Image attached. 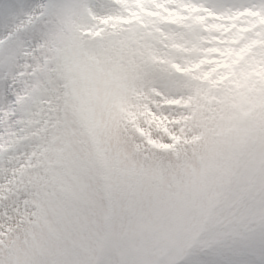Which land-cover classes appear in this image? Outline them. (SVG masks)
Returning a JSON list of instances; mask_svg holds the SVG:
<instances>
[{"label":"clouds","instance_id":"9594fccd","mask_svg":"<svg viewBox=\"0 0 264 264\" xmlns=\"http://www.w3.org/2000/svg\"><path fill=\"white\" fill-rule=\"evenodd\" d=\"M205 3L0 26V264H264L262 16Z\"/></svg>","mask_w":264,"mask_h":264},{"label":"snow or ice","instance_id":"6c2138e0","mask_svg":"<svg viewBox=\"0 0 264 264\" xmlns=\"http://www.w3.org/2000/svg\"><path fill=\"white\" fill-rule=\"evenodd\" d=\"M113 0H95L97 11L100 18L111 15L109 5ZM115 3L127 4V11L132 13L136 11L133 5L143 7L144 3L150 2L156 6H160L162 3L167 4L172 0H114ZM252 3L258 4V7H250L249 5L241 6V0H207L204 4V10L214 15L217 18H229L234 14L242 12H251L254 15L262 16L261 24L264 25V0H252ZM145 12L151 13V9L145 8ZM28 15L26 12V0H6V6L4 3H0V26H11L19 31L23 25L17 23V18H24ZM11 35V32L9 33ZM256 41H252L248 48L250 49ZM19 102L17 93L13 90L12 86L8 87L7 92L0 90V116L5 112H10L8 124H12V117L16 114L11 111L12 108ZM2 131V128H0Z\"/></svg>","mask_w":264,"mask_h":264}]
</instances>
